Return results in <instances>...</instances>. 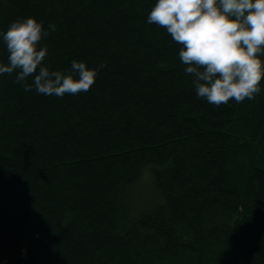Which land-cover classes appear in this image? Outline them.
I'll list each match as a JSON object with an SVG mask.
<instances>
[{
  "label": "trees",
  "instance_id": "trees-1",
  "mask_svg": "<svg viewBox=\"0 0 264 264\" xmlns=\"http://www.w3.org/2000/svg\"><path fill=\"white\" fill-rule=\"evenodd\" d=\"M155 3L0 0V33L56 26L50 70L105 65L63 97L0 75V264H264V78L199 98Z\"/></svg>",
  "mask_w": 264,
  "mask_h": 264
},
{
  "label": "clouds",
  "instance_id": "clouds-1",
  "mask_svg": "<svg viewBox=\"0 0 264 264\" xmlns=\"http://www.w3.org/2000/svg\"><path fill=\"white\" fill-rule=\"evenodd\" d=\"M180 45L179 59L190 75L196 95L219 107L230 101L251 100L261 91L264 78V0H156L147 17ZM44 29L35 17L19 18L0 33L7 62L0 75L14 72L25 91L63 97L87 92L99 69L73 60L70 73L44 66L48 54L42 41L55 31ZM78 76V78H76ZM32 77V83L28 78Z\"/></svg>",
  "mask_w": 264,
  "mask_h": 264
}]
</instances>
